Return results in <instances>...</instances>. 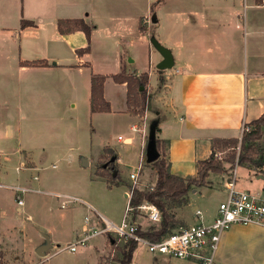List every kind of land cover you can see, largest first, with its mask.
<instances>
[{
	"label": "crops",
	"instance_id": "0c3cea01",
	"mask_svg": "<svg viewBox=\"0 0 264 264\" xmlns=\"http://www.w3.org/2000/svg\"><path fill=\"white\" fill-rule=\"evenodd\" d=\"M77 19L90 27L89 42L81 31H58L59 20ZM22 20L34 25L21 28ZM146 41L148 66L140 59ZM151 41L170 53L172 66L169 69H156L163 59L161 55L155 71H151L148 44ZM85 47H89L88 53L76 54L77 50ZM108 48L112 49L110 59H107ZM95 52L102 56L100 70L91 61ZM144 52L145 49L142 55ZM124 54L130 57L127 64L123 61ZM33 61L42 64L22 65ZM110 67L111 71H107ZM122 70L136 76L148 75V99L139 122L144 128V140L139 133L132 132V127L138 126V120L127 111L125 85L116 84L109 77ZM153 72L155 79L151 78ZM92 73L107 77L103 96L110 107L108 114L119 111L135 121L128 130L135 133L136 138H126L129 144L113 151L118 168L125 167L131 172L137 165L139 155H145L151 128L155 138L166 141L170 173L180 177L194 176L196 161L209 156L213 139H240L242 124L256 120L264 112V4L256 0H0V157H15L19 164L16 171L20 168L37 170L31 151L24 149L16 140L19 134L11 124V120L16 119L14 116L21 115L15 98L21 83L32 87L39 75L51 78V84L47 80L43 82L45 88L64 86L71 93L70 98L74 92H83L84 89V98L89 105ZM75 106L76 101L71 105L72 109ZM98 114L101 113H90V116ZM238 168L242 169L240 176ZM3 176L0 171V189L12 191L15 186L3 184ZM242 177H255V182H247L255 189L250 191L245 182H239ZM32 181L31 186L19 187L45 198H55V193L60 194L48 189V183L38 180L37 176ZM212 181L210 176L208 186L190 193L188 208L194 206L202 192H216L222 198L213 209H204L207 215H202L196 206L193 212L187 208L191 212L187 226L198 221L210 223L218 204L225 199V183L214 188ZM236 187L258 196L264 195V166H237ZM124 193L127 198L126 191ZM12 194L0 192L2 264H22L26 246L23 247L28 236L40 235L46 226L43 222L47 214L43 210L41 219L34 220L31 214L27 215L30 226L18 225L17 215L21 208L15 209ZM57 200L60 208V200ZM197 210L201 212L200 219L195 216ZM60 226V229H45L49 236L53 235L48 250L54 249L55 252L48 256L46 250L43 257L34 260L32 254L36 251L28 250L25 254L27 264H44L54 254L66 252H57L64 248L59 247L58 233L64 232L68 236L70 241L64 245L67 246L80 235L83 222L75 228L63 222ZM38 240L35 250L44 244ZM85 248L94 250L97 258L98 241L91 240ZM88 259L80 253L75 261L88 264ZM171 259L161 258V261L168 263ZM154 260L157 262L158 258ZM214 264H264V228L233 225L223 232Z\"/></svg>",
	"mask_w": 264,
	"mask_h": 264
},
{
	"label": "rangeland",
	"instance_id": "374dc122",
	"mask_svg": "<svg viewBox=\"0 0 264 264\" xmlns=\"http://www.w3.org/2000/svg\"><path fill=\"white\" fill-rule=\"evenodd\" d=\"M147 42L145 43V47L141 49L140 59L144 65L148 66ZM148 44L151 50L150 69L151 71H155L154 68L157 64V59H160L162 54L151 46L153 45L152 43ZM144 49L145 52L142 55ZM106 52L108 55L107 59H110L112 49L108 48ZM101 58V54L96 52L92 56L91 61H94L97 70H100V67L103 65L100 61ZM129 59L130 57L124 54L123 61L126 64L129 62ZM105 64L107 67L110 65L108 62ZM110 69L112 68H108L107 71H111ZM33 77L35 78L36 76ZM151 78L155 79L154 72ZM46 80L51 84V78H45L40 75L38 78H35L36 83L32 87L21 83L15 96L21 115L14 116L16 118L15 120L11 118L12 128L13 130L17 129L16 132L19 134L16 140L23 145L24 149L31 151V159L35 163L37 170L20 168L19 171H16L15 167H18L19 164L15 157H7V159L0 157V171L2 172V176L5 175L2 177V183L12 186H25L26 184H30L31 186L33 182L32 178L37 176L38 180H43L48 183V189L55 190L60 194L75 196L86 201L97 214L102 215L108 221L117 225L120 223L127 205V198L124 197V192H127L128 189L123 185H108L107 178L101 173L104 171L103 165L111 156L110 151H116L125 146L123 143L116 141L117 137L128 138L134 136L136 138L137 135L128 130L129 125L135 123V121L130 119L129 115L121 114L119 111L112 114L101 113L91 117L89 105L84 98V89L83 92L81 90L74 92L73 97L70 98L71 93L64 86L56 85V89L55 87L52 88L49 86L45 88L43 82ZM15 98L13 97V99ZM75 101L76 106L72 109L71 105ZM136 118L138 120L136 122L140 126V119L139 117ZM13 138L15 140V135ZM261 146H264V140L261 142ZM226 152L228 151L218 152L215 158L223 162ZM82 160H86V166L82 165ZM223 164L225 168L223 174H210L213 177L211 183L214 184V188L225 183L236 161L232 166L227 163ZM118 169L120 179L129 182L128 174L130 173V169L125 167ZM239 172H242V169L238 168V175ZM254 178L245 179L242 177L239 179V182H245L250 188L249 190L252 191L255 187H253V184L248 185L247 182H255ZM154 181V169L151 165L144 163L139 173L138 182L140 185L137 188L145 189L148 185H153ZM44 189H46V186ZM198 189L200 188L194 189L193 193ZM13 191L0 189V192H4L5 194L14 193L12 195L14 205L16 206L15 209L20 208L16 204V192ZM202 194L198 196L193 207L191 205L188 208L186 205L171 210L177 220L176 228L187 226L191 215L188 209H191L193 212L194 210L192 209L196 206L201 209L202 215H207L204 209H213L222 198V195L216 192H202ZM21 197L23 199V206L21 207V212L17 215L19 216L18 225L22 227L31 225L27 220L28 214H31L34 220L36 218H42V210L47 214L44 216L43 222L46 226L40 231V235H29L28 240L25 241L26 243L23 248L26 246V249L22 254L24 256L22 264H27L28 257L25 254L28 250L30 252L37 250L35 248L39 242L38 238L44 244L52 241L53 235L49 236L45 232L46 228L53 230L60 229L62 222L75 228L82 224L84 217L88 213L85 206L80 203H74L69 207L60 209L59 201L56 198H45L30 192L22 193ZM134 222L139 224L141 230H146L152 226L146 218L141 216H135ZM192 222L190 221V223ZM57 238L59 240V247H65L64 245L67 241H70L64 232L58 233ZM124 244L125 240L118 241L112 253L107 256H103L99 250L96 251L97 258L94 250L79 246L75 253L60 252L54 254L44 264H81L75 261V258L80 253L85 254L89 258L88 264H97V259L98 264H119L120 250L124 247ZM47 252L49 256L55 250L50 249ZM32 256L34 260L40 259L36 254H32ZM155 257L158 258L157 262H154ZM161 258L163 257L148 253L144 246L138 244L133 253L131 264H172V262L182 264L178 263L181 261L177 262L173 259H171L172 262L164 263L163 260L161 261Z\"/></svg>",
	"mask_w": 264,
	"mask_h": 264
},
{
	"label": "trees",
	"instance_id": "16d2710c",
	"mask_svg": "<svg viewBox=\"0 0 264 264\" xmlns=\"http://www.w3.org/2000/svg\"><path fill=\"white\" fill-rule=\"evenodd\" d=\"M256 1L259 3L262 0ZM20 25L21 28H25L34 24L30 21L22 20ZM57 28L59 32L81 31L84 33L87 42H89L91 29L83 20H59ZM88 52L89 47H85L77 50L76 54L83 55ZM39 64H42V62L22 63L24 66H37ZM109 77L114 83L125 85L127 111L142 120L148 99V75L143 73L136 76L122 70ZM106 78V76L100 74L92 73L90 75V113H108L110 111L109 104L103 96V84ZM245 127L248 130L242 132L240 139H213L209 156L206 159L197 160L195 163V175L187 177H180L170 173L166 155V141L155 138V148L158 152V157L150 163L144 162L151 165L154 169L155 181L153 185H149L145 189L134 188L129 199V205L135 208L142 201L152 203L158 208L161 219L159 223L152 224L146 230H141L138 225L137 233L139 236L150 241H159L177 229V222L171 210L186 206L188 204V196L194 189L208 186L210 174H223L225 172L223 163L232 166L236 161L237 166H247L248 168H262L264 166V146H261V142L264 140V112L259 118L246 124ZM226 150L228 152H226L223 162L215 158L218 152ZM110 155V158L103 165L104 171L101 174L107 178L108 185H123L129 190L131 183L120 179L119 169L116 164L117 158L113 151H110ZM135 250L136 243L134 241H125L124 247L120 250L119 264H131ZM1 262L2 253H0V264Z\"/></svg>",
	"mask_w": 264,
	"mask_h": 264
},
{
	"label": "built area",
	"instance_id": "2783aa9c",
	"mask_svg": "<svg viewBox=\"0 0 264 264\" xmlns=\"http://www.w3.org/2000/svg\"><path fill=\"white\" fill-rule=\"evenodd\" d=\"M262 4H264V0H262ZM244 130H248V128L242 124L241 134ZM132 132L139 133L142 140L146 137L142 126L132 127ZM117 141L129 144V139L120 136L117 137ZM144 162V154L141 153L137 165L128 174V180L131 183V188L126 192L128 204L117 225L97 214L90 205L75 196L54 194L55 198L60 200V208L64 209L74 203H80L85 206L88 212L83 219L80 235L71 244L57 252H75L77 247H85L91 240H94L99 243L100 253L107 256L112 253L118 241L132 240L136 245L144 246L145 250L154 256L186 260L194 264H214V255L223 232L233 225H252L264 228V195L258 196L249 191L237 189L236 163L225 181V199L218 204L216 214L210 223L204 224L198 221L193 225L179 227L159 241L142 238L137 233L138 225L134 222V216L144 217L151 224H157L161 219L158 208L152 203L142 201L135 208L129 205L132 190L140 185L138 178ZM12 189L16 192V204L21 208L23 206L21 194L29 192V189L19 186L12 187ZM195 216L200 219L201 212L195 211Z\"/></svg>",
	"mask_w": 264,
	"mask_h": 264
},
{
	"label": "water",
	"instance_id": "95a60500",
	"mask_svg": "<svg viewBox=\"0 0 264 264\" xmlns=\"http://www.w3.org/2000/svg\"><path fill=\"white\" fill-rule=\"evenodd\" d=\"M153 46L162 54L163 59L156 65L157 70L169 69L172 66V58L170 53L157 45L154 41H151ZM158 157V152L155 148V137L154 130L150 128L147 144L145 147L144 160L146 163L154 161ZM82 165L86 166V160H82ZM112 243V240L110 241ZM50 248V243L46 242L45 244L39 246L36 250V254L39 257H43L46 250Z\"/></svg>",
	"mask_w": 264,
	"mask_h": 264
}]
</instances>
